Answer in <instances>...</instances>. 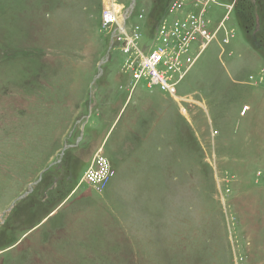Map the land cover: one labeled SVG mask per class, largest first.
Listing matches in <instances>:
<instances>
[{
    "label": "rangeland",
    "instance_id": "374dc122",
    "mask_svg": "<svg viewBox=\"0 0 264 264\" xmlns=\"http://www.w3.org/2000/svg\"><path fill=\"white\" fill-rule=\"evenodd\" d=\"M175 1L0 0V264H264V0ZM198 8L176 94L133 81Z\"/></svg>",
    "mask_w": 264,
    "mask_h": 264
},
{
    "label": "built area",
    "instance_id": "2783aa9c",
    "mask_svg": "<svg viewBox=\"0 0 264 264\" xmlns=\"http://www.w3.org/2000/svg\"><path fill=\"white\" fill-rule=\"evenodd\" d=\"M184 6L185 0H176L172 6V12H183ZM202 13V9L198 8L197 12L190 10L184 12L183 16L173 17L171 22L164 20L161 24L163 28L161 32L163 34L160 36L163 43L146 54L139 51L140 56L129 62L128 67L132 80L136 82L144 80L149 87L157 85L163 92L175 95L176 85L186 77L188 71H182L176 81L171 79L172 76L169 74V69H173V66H166V57L169 53H173L177 58L173 63H178L182 54L186 53L192 47V44L196 42L199 43L198 48L201 46L200 53L197 55L199 57L207 44L214 39L213 34L203 25L204 19H202ZM109 14L105 18H108V22H111ZM125 15L127 14H123V16ZM126 18L128 19V17ZM124 25L126 26L125 22L124 24L119 23L112 28L110 32L112 41L122 38L121 32L124 29ZM164 33L166 38L164 37ZM171 37L173 38V42L169 43ZM129 43L130 40H128V46ZM122 44L123 47L127 46L126 41L122 42ZM171 46L177 48L173 50ZM171 49L173 50L172 52H170ZM110 168L109 159L101 149L94 157L80 184L87 183L94 187L102 186L110 178V174L112 173Z\"/></svg>",
    "mask_w": 264,
    "mask_h": 264
},
{
    "label": "trees",
    "instance_id": "16d2710c",
    "mask_svg": "<svg viewBox=\"0 0 264 264\" xmlns=\"http://www.w3.org/2000/svg\"><path fill=\"white\" fill-rule=\"evenodd\" d=\"M250 2L252 3L253 9H254V24L256 28H261V15L258 11V0H250Z\"/></svg>",
    "mask_w": 264,
    "mask_h": 264
},
{
    "label": "water",
    "instance_id": "95a60500",
    "mask_svg": "<svg viewBox=\"0 0 264 264\" xmlns=\"http://www.w3.org/2000/svg\"><path fill=\"white\" fill-rule=\"evenodd\" d=\"M134 2H135V0H132V4L130 5V8H133Z\"/></svg>",
    "mask_w": 264,
    "mask_h": 264
},
{
    "label": "bare ground",
    "instance_id": "6f19581e",
    "mask_svg": "<svg viewBox=\"0 0 264 264\" xmlns=\"http://www.w3.org/2000/svg\"><path fill=\"white\" fill-rule=\"evenodd\" d=\"M57 3V2H56ZM110 15V14H109ZM110 18V17H109ZM111 18H112V16H111ZM16 24V23H15ZM20 27V26H19Z\"/></svg>",
    "mask_w": 264,
    "mask_h": 264
},
{
    "label": "crops",
    "instance_id": "0c3cea01",
    "mask_svg": "<svg viewBox=\"0 0 264 264\" xmlns=\"http://www.w3.org/2000/svg\"><path fill=\"white\" fill-rule=\"evenodd\" d=\"M121 110H122V108H121ZM81 185V184H80ZM79 186H77V188H78Z\"/></svg>",
    "mask_w": 264,
    "mask_h": 264
}]
</instances>
